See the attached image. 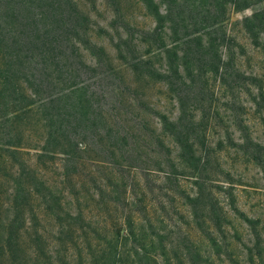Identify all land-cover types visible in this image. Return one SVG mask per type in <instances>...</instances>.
Segmentation results:
<instances>
[{
	"label": "trees",
	"instance_id": "1",
	"mask_svg": "<svg viewBox=\"0 0 264 264\" xmlns=\"http://www.w3.org/2000/svg\"><path fill=\"white\" fill-rule=\"evenodd\" d=\"M139 1L146 105L55 76L90 45L75 0H0V264H264V7L228 23L264 0Z\"/></svg>",
	"mask_w": 264,
	"mask_h": 264
},
{
	"label": "rangeland",
	"instance_id": "2",
	"mask_svg": "<svg viewBox=\"0 0 264 264\" xmlns=\"http://www.w3.org/2000/svg\"><path fill=\"white\" fill-rule=\"evenodd\" d=\"M75 2L87 19L86 26L82 31L83 39H87L93 48L94 45L102 47L104 52H94L89 49L90 45L87 47L81 45L78 56H73L78 59L74 58V61L65 63L63 61L64 64L61 63L62 74L59 76L54 73L55 76L65 79L73 75L77 78V70L81 69V77L90 78L89 83L92 91L99 93L113 87H121L125 93L129 91L136 98H141L146 105L144 97L146 92L141 87V85L143 87L145 85L142 80L137 81L138 76L132 74L125 62L130 56L142 54L146 49L147 41L140 42L139 39H143L142 36L148 34V31L153 27V17L139 0H75ZM263 7L264 1L244 10L232 12L229 14L228 23L240 21L244 16ZM160 12L164 13L161 4ZM118 45L121 49L118 48ZM85 62L91 67L81 64H85ZM251 68L250 62L246 61L243 69L250 71ZM160 90L164 91V86ZM116 92L115 90L110 96L117 97ZM151 96L163 99L164 94H152ZM203 106L205 112H209L213 116L215 126L227 128L238 115L240 116L245 103L242 96H235L231 101L223 99V101L212 104L205 101ZM232 157V155L224 157L225 167L232 165ZM238 170L241 169L238 168ZM216 178L224 180L220 175Z\"/></svg>",
	"mask_w": 264,
	"mask_h": 264
}]
</instances>
